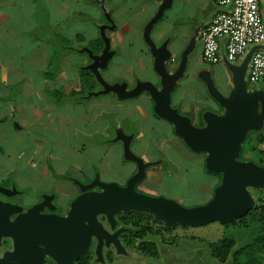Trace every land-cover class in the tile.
<instances>
[{
	"label": "crops",
	"instance_id": "obj_1",
	"mask_svg": "<svg viewBox=\"0 0 264 264\" xmlns=\"http://www.w3.org/2000/svg\"><path fill=\"white\" fill-rule=\"evenodd\" d=\"M94 1L0 0V180L10 177L20 187L32 185L47 189L54 186L60 192L70 187L68 179L63 177L67 174H78L79 180H93L97 175L103 181L124 184L137 171V166L132 160L122 159L123 144L122 148L116 144L110 148L107 142L101 143V139L93 144L97 150H111L109 158L112 160L101 159L104 165L98 174L81 165L83 152L72 145L73 140L81 138L79 135L85 137L109 129L108 120L100 119L94 112L110 106L122 113L115 119L116 136L130 137V143L137 146V156L148 164L145 178L137 184L139 191L167 195V177L173 163L168 167L167 163L159 161L160 154L166 153L176 163L191 156L198 172L203 169L208 173L201 182L213 193L219 177L206 169L207 153L191 150L175 134L173 124L155 114L147 91L119 98L113 92L99 93L102 87L97 80L95 90L87 95L77 98L76 91L80 71L89 61L87 43L97 38L109 43L110 58L105 67L99 68L107 83H124L129 90L138 81H151L160 89V77L154 69V57L144 39V31L159 8L165 5L148 35L156 47L165 45L169 58L163 61V66L170 73L178 69L183 53L189 48L183 74L170 93L171 106L177 105L193 124L203 126L205 112H224L208 91L206 79L224 96H228L233 87L228 63L222 60L209 64L201 57L200 31L212 21L217 7L212 0H96L98 6L93 10ZM81 4L85 12L82 18H75L73 13ZM39 8L44 12L42 25L34 20ZM48 13L59 15V19H50L49 15L46 18ZM84 15L93 18L98 26L84 19ZM35 27L42 39L26 35ZM68 27L71 46L62 54L53 53L54 34L60 35ZM45 28L48 31L45 32ZM76 47L80 48L76 50ZM243 57L230 64L240 65ZM108 93L113 95L105 99ZM123 117H129L131 123H126L128 128L131 126L130 130H133L132 125L138 127L133 141L134 133L124 132L119 126L125 122ZM94 127V132L89 133ZM59 137L64 141L63 148ZM76 158L78 168L73 165ZM113 164H116L115 169L111 168ZM198 185L197 182L195 189ZM74 192L76 188L71 185L70 195Z\"/></svg>",
	"mask_w": 264,
	"mask_h": 264
},
{
	"label": "water",
	"instance_id": "obj_2",
	"mask_svg": "<svg viewBox=\"0 0 264 264\" xmlns=\"http://www.w3.org/2000/svg\"><path fill=\"white\" fill-rule=\"evenodd\" d=\"M164 7L162 5L159 8L144 31V39L154 57V69L160 77V89L151 81H138L129 90L124 83H107L99 72V68L105 67L110 58L106 39L101 55L87 51L92 62L85 68L93 73L101 85L99 93L113 92L119 98L136 96L142 91L150 94L155 114L171 122L175 134L191 150L207 153V170L221 173L220 183L214 188L212 197L205 204L186 207L164 196L138 192L135 184L145 178L148 164L130 151V137L117 135L123 141L124 157L137 165V171L128 178L125 186L116 182H102L96 175L89 184L80 185L81 193L72 201L64 217L38 214L44 205L41 203L22 217L16 216L14 221L9 222L8 214L17 211L12 205L0 201V237H11L14 244L11 250L4 251L0 264H4L3 260L14 261L9 264H43L45 254L59 264H70L83 254L92 235L98 240L99 253L102 240L109 243L114 238L98 221L99 214H104L113 226L114 214L119 211L146 212L157 220H163L169 228L176 224L200 226L214 221L229 224L246 215L253 207L254 199L249 189H264V167L252 161L238 160L237 157L246 135L250 131H259L264 125V87L248 89L245 80L248 62L256 47H251L240 65L230 64L223 57L222 60L228 63L232 73L233 87L228 96L222 95L206 79L208 91L224 108V112L216 114L207 111L203 117L205 124L196 126L190 117L180 114L171 106L170 99L176 81L183 74L189 48L183 53L178 69L170 73L163 66V61L169 58L165 45L156 47L148 35L151 25L161 16ZM95 186L101 190H87ZM2 191L5 190L0 186Z\"/></svg>",
	"mask_w": 264,
	"mask_h": 264
},
{
	"label": "rangeland",
	"instance_id": "obj_3",
	"mask_svg": "<svg viewBox=\"0 0 264 264\" xmlns=\"http://www.w3.org/2000/svg\"><path fill=\"white\" fill-rule=\"evenodd\" d=\"M97 6V3H93L92 9L96 10L95 7L97 8ZM82 8L83 5L81 4L77 9V11L80 10L81 12L78 13L77 11H75L73 13L75 18H82L83 13L85 12L82 10ZM35 14V22L37 24H43L44 22H42V20L44 19V12L39 8V10H37ZM58 16L59 15H55L54 13H48L46 15V18L48 17L57 21V19H59ZM102 17L104 18L103 14ZM84 19H90L93 25L98 26L97 22L93 21V18L89 17V15H84ZM36 29L37 28L35 27L33 31H28V34L30 35H26L28 37L33 36V38L35 39H42V37L37 34ZM68 30L69 33L67 32ZM46 31H48V29L45 28V32ZM68 34L71 37L70 27H68L67 30L64 31V33H61L60 35L56 34L57 41L59 42V40H61L63 42H71L72 40L69 39L70 37L68 36ZM61 41L60 43L63 44ZM26 45H28V43ZM23 49L25 50V47ZM53 49V53H62V50L58 51L56 43H54ZM250 49L251 47L246 50V53ZM263 87L264 84H258L255 87H249L247 85L248 89ZM61 90L62 89H60V92ZM111 95H113V93L106 94L105 99H109L108 97H111ZM175 108H178V112L180 114L186 115L184 111L177 105H175ZM94 113H96V115H99L101 117L100 119H103V117H105L108 120L109 129L99 130V132L101 131L100 133H93L97 127L96 125V127H94L89 132L93 133L92 135L87 134L85 137L83 135H79L81 138L79 137L80 139H76V141L73 140L72 145L75 150H77V148H81L80 150H82L83 152L84 157H82V160H80L82 163L81 165H84L86 169L95 171V173L98 174V172L103 170L104 165V163L100 160H112V157L111 159L109 158V156L111 155V150H97L94 148L93 144L101 139V143L107 142L106 145H108L110 148L113 144H116L118 147L122 148V140L117 139V141H113L117 137L115 134L116 131L114 130L116 124L115 119L116 117L122 116V113H120L116 108L110 106H108V108L106 109L97 110ZM123 118L125 122L121 123L119 126L124 132L130 134L134 133L132 139L133 141L134 139H136L135 134L138 127L136 125H132L133 130H130L131 126L128 128V123H131L129 117ZM259 132H261V129L259 130ZM146 136L147 135H144V137ZM261 137L262 140L260 141L258 139V135L254 133L250 134L248 138H245V140L242 142V149L244 150L246 156L249 155V151L251 148H258L264 153V132ZM52 138L53 137L51 136V140L57 143V139ZM59 140L60 146L61 148H63L64 141L61 137H59ZM141 140H143V137L141 138ZM129 149L133 154H135L136 156L138 155L137 146L133 145L132 142L129 143ZM122 159L126 160L124 154ZM159 161H161L163 164L167 163L168 167L172 166L169 163H173V166L171 167L172 170L167 177V195H157L154 192H150V194H147L152 196H164L166 198L173 199L186 207H194L205 204L212 197L213 193H211L210 189H207L208 186L205 183L201 182V179H205L208 173L203 169H201V171L203 170L202 172L200 171L201 173L198 172V170L193 165L194 161H192L191 156H187L183 158L180 163H176L171 158H169L166 153H161ZM78 162L79 159L77 160L76 158L75 163H73L76 168H78L79 166ZM66 163L67 161H65L64 166L66 165ZM164 165L162 167H167ZM186 166H188V169L185 168ZM111 168L115 169L116 164L111 165ZM101 173L104 174L103 172ZM73 176H76V179L78 180V174H75ZM103 176L106 179H110V177L105 174ZM103 176L100 175V177L104 179ZM197 182L199 183V185L195 189V185ZM249 190L254 199L252 212L251 214H249V218H244L245 222H239L238 224L237 222L227 224L214 221L200 226H181L176 224L173 225L174 227L171 226L167 228V225L163 220H157L152 214L146 212H118L116 216L118 225L124 226L126 230L123 243V245H125V247L123 248L126 251H121V244L118 245L116 243H112V241H110L109 243H105V246L109 245V247L111 248L112 244L113 246H115L114 256L116 255V258H113L114 261L110 264H235L234 253L239 248L249 244L259 234L260 230L259 222L261 221L260 216L262 215L259 213L260 211H258V207L263 205L264 203V189L250 188ZM132 229H135V232L139 233V240L134 241V243L132 242L131 238L133 236V232H131ZM147 242L153 243L154 248L151 249V247L148 246ZM227 246H230L227 252L228 254L222 259L217 257L216 253H220L222 256V254L224 253V249ZM142 247H144V249H142ZM153 252H155V256L152 255ZM91 257L92 256L89 257V260H91ZM244 260L245 258H239V261H241V263H243ZM259 260L264 264V253L259 255ZM91 264H97V262L91 261ZM101 264H106V262L103 261Z\"/></svg>",
	"mask_w": 264,
	"mask_h": 264
},
{
	"label": "built area",
	"instance_id": "obj_4",
	"mask_svg": "<svg viewBox=\"0 0 264 264\" xmlns=\"http://www.w3.org/2000/svg\"><path fill=\"white\" fill-rule=\"evenodd\" d=\"M212 1L218 10L212 21L200 31L202 60L216 64L224 57L234 62L244 56L249 47L255 46L248 62L246 83L249 87L264 84L262 0Z\"/></svg>",
	"mask_w": 264,
	"mask_h": 264
},
{
	"label": "flooded vegetation",
	"instance_id": "obj_5",
	"mask_svg": "<svg viewBox=\"0 0 264 264\" xmlns=\"http://www.w3.org/2000/svg\"><path fill=\"white\" fill-rule=\"evenodd\" d=\"M95 3H98L96 0ZM261 13L264 19V0L261 1ZM88 45V43H87ZM78 48V47H77ZM76 49V48H75ZM103 50V49H102ZM102 52V51H101ZM88 55V53H87ZM88 63L87 65L92 62V60L89 58L88 55ZM201 126V125H197ZM144 161V160H143ZM145 162V161H144ZM137 166V165H136ZM147 168V167H146ZM146 171V169H145ZM53 176H56L54 171H52ZM63 177H66L71 185L76 188V192L73 193V195H70V187L67 191H57L54 186H51L47 189H44L42 187H35L32 185L29 186H18L12 178H7L4 180H0V186L4 188V192H0V201L4 204L12 205L17 212H14L12 214H8V221L12 222L16 218V216L22 217L25 215L30 209H32L34 206L39 205L43 203V207L38 210V214H54L57 216L64 217L68 214L72 201L76 198L78 194H80V185H86L89 184L92 179L90 180H77L75 177L71 175H63ZM144 179V178H143ZM142 179V180H143ZM128 180V179H127ZM140 180V181H142ZM102 182L103 181L100 179ZM139 181V182H140ZM113 182V181H112ZM127 182V181H126ZM126 182L124 184H119L120 186H125ZM139 182H136L135 184V190L138 192H141L137 189V184ZM87 190H101L98 186L89 188ZM144 193V192H142ZM147 194V193H146ZM120 212V211H119ZM118 212L114 214V220L115 223L112 226L111 223L107 220V217L104 214H99L97 216L98 221L101 222L103 228L109 233V235L114 236L113 239H110L112 243H116L118 245H122L121 251H126L123 247L124 243V237H125V228L122 225H118V220L116 219ZM132 242L139 240V233L135 232V229H132ZM116 240V242L114 241ZM106 240L103 239L101 243V247L98 253V240L94 235L91 236L90 242L88 247L85 249L83 254L77 258L72 260L70 264H91V261H96L97 264H101L103 261L106 262V264H110L114 261L113 258H116V255L114 256V247L113 244L111 247L109 245L105 246ZM104 245V246H103ZM13 239L11 237H0V258L3 256L4 251L11 250L13 248ZM91 257V260H89V257ZM103 260V261H102ZM13 260L4 261V264L13 263ZM43 264H59L55 259H53L50 256H47L45 254V258L43 261Z\"/></svg>",
	"mask_w": 264,
	"mask_h": 264
},
{
	"label": "trees",
	"instance_id": "obj_6",
	"mask_svg": "<svg viewBox=\"0 0 264 264\" xmlns=\"http://www.w3.org/2000/svg\"><path fill=\"white\" fill-rule=\"evenodd\" d=\"M54 39H55L54 42L56 43V47H57L58 51L62 50V53L66 51V49L68 48L69 45L71 46V42H68V41L63 42V41L59 40V42H58L56 34L54 35ZM60 41L63 44H61ZM104 45H105L104 41L101 38H97L96 40L89 41L87 48L91 51L92 54L97 55V54L101 53L102 49L104 48ZM79 48L80 47H78V48L76 47V50H78ZM62 53H59V54H62ZM83 69L84 70L80 71L79 90L76 91L77 98L87 95L90 91H94L95 85L97 83L92 72L87 68L86 69L83 68ZM263 132H264V125L261 128V132L250 131L246 135V138H248L250 136V134L256 133L258 135V139L261 141L262 140L261 136H262ZM237 159L241 160V161H247V160L252 161V162L256 163L257 165L264 167V153L262 150H260L258 148H251L248 156L245 155L244 150L241 148ZM217 175L219 177V181L215 185V187L219 185L220 180H221V173H217ZM252 208L248 211V213L246 215H244L243 217L236 220L237 224L239 222H243L244 218L250 217L249 214H251ZM258 209H259L258 211H260L259 213L262 215V216H260L261 221L259 222L260 223L259 234L249 244L239 248L234 253L235 264H263L259 260V255L264 253V203H263V205L259 206ZM147 244L149 247H151V249L154 248L153 243L147 242ZM230 246L225 247L224 253L222 254V256L220 253H216V256L222 259L224 256H226L228 254L227 252H228V249L230 248ZM142 249H144V247H142ZM152 255L155 256L156 255L155 252H153ZM239 258H245L244 262L241 263V261H239Z\"/></svg>",
	"mask_w": 264,
	"mask_h": 264
}]
</instances>
